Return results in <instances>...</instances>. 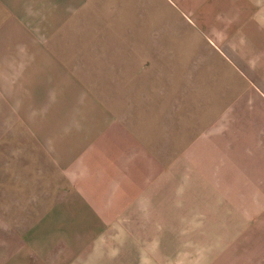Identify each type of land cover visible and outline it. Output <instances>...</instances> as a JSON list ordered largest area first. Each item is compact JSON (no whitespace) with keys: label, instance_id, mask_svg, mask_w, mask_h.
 <instances>
[{"label":"crops","instance_id":"0c3cea01","mask_svg":"<svg viewBox=\"0 0 264 264\" xmlns=\"http://www.w3.org/2000/svg\"><path fill=\"white\" fill-rule=\"evenodd\" d=\"M0 150L49 264H264V0H0Z\"/></svg>","mask_w":264,"mask_h":264},{"label":"rangeland","instance_id":"374dc122","mask_svg":"<svg viewBox=\"0 0 264 264\" xmlns=\"http://www.w3.org/2000/svg\"><path fill=\"white\" fill-rule=\"evenodd\" d=\"M4 151L7 150H0V153ZM7 170L8 166L0 165V173ZM3 184L2 182V190H4ZM181 185L184 183H179L178 188ZM0 209H2L0 213V264H49L52 257L56 259L61 256L56 252L51 253L48 244L44 245L41 230L25 229L27 224L23 221L24 214H11L8 212L9 204L6 208ZM4 209L7 212H3ZM58 248L63 250L64 246ZM54 249L56 250L57 246Z\"/></svg>","mask_w":264,"mask_h":264}]
</instances>
